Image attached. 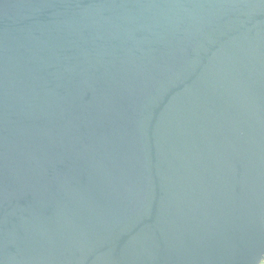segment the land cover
Masks as SVG:
<instances>
[{
  "label": "water",
  "instance_id": "water-1",
  "mask_svg": "<svg viewBox=\"0 0 264 264\" xmlns=\"http://www.w3.org/2000/svg\"><path fill=\"white\" fill-rule=\"evenodd\" d=\"M264 0H0V264H261Z\"/></svg>",
  "mask_w": 264,
  "mask_h": 264
},
{
  "label": "trees",
  "instance_id": "trees-1",
  "mask_svg": "<svg viewBox=\"0 0 264 264\" xmlns=\"http://www.w3.org/2000/svg\"><path fill=\"white\" fill-rule=\"evenodd\" d=\"M264 263V261H262V263L261 264H263Z\"/></svg>",
  "mask_w": 264,
  "mask_h": 264
},
{
  "label": "rangeland",
  "instance_id": "rangeland-1",
  "mask_svg": "<svg viewBox=\"0 0 264 264\" xmlns=\"http://www.w3.org/2000/svg\"><path fill=\"white\" fill-rule=\"evenodd\" d=\"M264 264V263H263Z\"/></svg>",
  "mask_w": 264,
  "mask_h": 264
}]
</instances>
